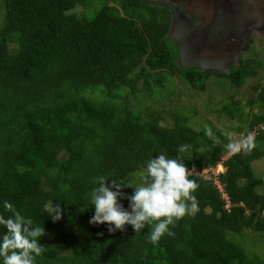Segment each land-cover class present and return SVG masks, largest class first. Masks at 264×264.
Listing matches in <instances>:
<instances>
[{
  "label": "trees",
  "instance_id": "16d2710c",
  "mask_svg": "<svg viewBox=\"0 0 264 264\" xmlns=\"http://www.w3.org/2000/svg\"><path fill=\"white\" fill-rule=\"evenodd\" d=\"M0 20V213L9 215L8 201L44 227L36 264H264L241 239L246 231L264 238V179L253 169L264 158V88L249 113L232 95L215 106L235 137L209 119L196 124L193 107L134 113L129 103L175 76L194 93L207 92L212 78L242 88L255 60L227 73L178 65L171 9L144 0H2ZM238 140L239 152L227 149ZM160 153L179 158L199 185L197 210L170 226L174 235L153 244L151 228L109 233L90 224L94 180L127 183ZM218 166L225 171L215 181L202 176ZM54 204L64 210L56 222Z\"/></svg>",
  "mask_w": 264,
  "mask_h": 264
},
{
  "label": "clouds",
  "instance_id": "9594fccd",
  "mask_svg": "<svg viewBox=\"0 0 264 264\" xmlns=\"http://www.w3.org/2000/svg\"><path fill=\"white\" fill-rule=\"evenodd\" d=\"M206 135L215 140L211 128ZM251 136L245 147H252ZM227 149L232 152L241 150L240 144L229 143ZM189 145H181L177 151L185 152ZM189 169L179 158H169L163 153L151 158L140 172V182L135 185L116 179L100 176L94 180L90 202L94 215L89 223L94 226L107 225L109 233L123 232L130 226L136 233L146 227L151 228L150 241L158 243L165 235L174 233L170 226L186 214L197 210L194 193L199 185L189 178ZM124 188L134 189L131 196H125ZM128 200L125 209L121 200ZM5 215L0 213V264H36L46 249L41 240L45 229L37 225L30 217L16 210L8 201L3 202ZM63 209L54 204L49 216L54 222L61 220Z\"/></svg>",
  "mask_w": 264,
  "mask_h": 264
},
{
  "label": "rangeland",
  "instance_id": "374dc122",
  "mask_svg": "<svg viewBox=\"0 0 264 264\" xmlns=\"http://www.w3.org/2000/svg\"><path fill=\"white\" fill-rule=\"evenodd\" d=\"M230 1V0H229ZM228 1V2H229ZM249 2L248 7L251 8L252 5H255V13L258 14L259 17L264 18V0H247ZM206 0H197L196 5L202 7L204 10V14L206 15V19L197 17L198 19L194 22L196 25H201L200 30H204L208 27L209 20H211V15L213 14V9H209V6L205 3ZM182 5L187 6L188 12L194 14L193 5L194 1H190L188 3L181 2ZM188 4V5H187ZM0 5H2V0H0ZM3 10V8L1 7ZM187 12V13H188ZM221 12L223 9L221 8ZM228 16V14L226 15ZM203 20V21H202ZM215 23L219 27L231 28L232 24L229 23L227 19L224 18V15H218ZM222 23V26H220ZM193 24V25H194ZM2 25V21L0 20V26ZM212 27V25H211ZM199 29V28H198ZM218 34V32H217ZM216 34V35H217ZM170 36V35H169ZM171 37V36H170ZM173 38V37H172ZM184 39V32L180 31L177 34V37L172 39L173 41L178 40L181 41ZM243 45L241 53L236 57V59L231 63L232 65H239L241 60H255L258 64V68L255 70V76L251 77L247 80V83L242 88H233L231 83L227 79L224 78H212L208 85V90L205 93H200L191 90V88L186 84V82L178 76L173 77V81L169 84L165 89L155 88V83H150V90L143 95L139 94L138 96H132L129 100L130 107L134 113H138L139 110L146 111L147 109L153 108H161L162 104L167 106L170 113L177 111H186L193 107L198 114L192 113L193 121L197 122L196 124H201L203 121L206 123L208 119L212 121L216 128L224 129L227 132L231 133L230 137H235L236 132H233L234 124L230 121L226 116H221L215 113V106L218 103H225L228 101L229 95L235 97V99L240 100L243 104L245 111L249 113L250 108L247 106V103L253 99H257L258 95L264 88V32L261 33L257 29H253L252 31H247L246 34H243ZM185 41V39H184ZM176 42V41H175ZM249 47L247 51L246 47ZM234 49V48H233ZM232 49V50H233ZM212 56L213 54L204 53L205 56ZM178 65L188 68L190 65H187L185 62L178 60ZM202 65V64H200ZM216 68V66H214ZM204 72H207L210 67L202 66L201 68ZM220 72L227 73L228 69L219 68ZM217 71V70H216ZM141 82L138 83L139 89L141 88ZM257 91L254 90L257 88ZM150 95V98L147 96ZM170 98V102L167 100ZM164 108V107H163ZM257 111V107L255 108ZM164 115L169 122H172L170 119L172 114ZM173 116V115H172ZM240 138V137H238ZM242 141L238 140V144L240 147L242 146ZM254 172L257 176L262 177L264 179V158L260 161H257L253 165ZM141 168L136 169L132 175L128 178V182L130 184L135 185L140 182V172ZM225 169L223 166H218L212 170H206L202 176L208 180L215 181L219 174L223 173ZM241 239L246 240V246L249 247L251 252H256L260 256L264 255V238L262 239L258 234L253 233L252 231H246ZM240 240V239H239Z\"/></svg>",
  "mask_w": 264,
  "mask_h": 264
},
{
  "label": "flooded vegetation",
  "instance_id": "af4514ba",
  "mask_svg": "<svg viewBox=\"0 0 264 264\" xmlns=\"http://www.w3.org/2000/svg\"><path fill=\"white\" fill-rule=\"evenodd\" d=\"M144 1L171 9L173 14L171 39L176 38L180 31L184 32L185 41L184 39L174 41L178 47L179 60L190 65L189 67L202 68V66H208L210 69L207 72H220L219 68L227 69L233 66L231 63L242 51L244 33L246 34L247 31L253 29H257L261 33L264 32V18L255 13V5H252L249 9L247 0H206L205 3L209 6V9H213V14L211 20H209L212 23L204 30H200L201 25L199 27V25L194 24L198 19L197 17L206 19L202 7L195 4L197 0ZM190 1H194L192 9L195 15L189 13L187 6L181 4V2L185 4ZM221 8L223 12H221ZM220 14L224 15V18L232 24L231 28L219 27L215 23ZM227 14L228 16H226ZM220 26H222V23H220ZM204 53L213 55L203 57Z\"/></svg>",
  "mask_w": 264,
  "mask_h": 264
}]
</instances>
